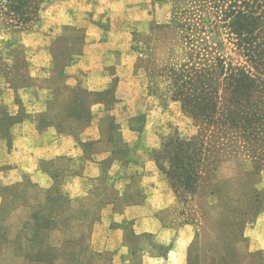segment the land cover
Wrapping results in <instances>:
<instances>
[{"label":"rangeland","instance_id":"rangeland-1","mask_svg":"<svg viewBox=\"0 0 264 264\" xmlns=\"http://www.w3.org/2000/svg\"><path fill=\"white\" fill-rule=\"evenodd\" d=\"M239 13L264 16V0H39L38 13H30L32 20L21 25L0 5V149L10 153L37 98L47 103L32 118L38 129L55 126L79 138L93 104L105 102L104 140L88 147H111L128 121L123 101L114 97L117 66L104 71L114 89L95 95L81 84L85 74L68 72L82 61L90 27L98 23L103 31L97 38L105 43L111 37L120 46L104 48V56L112 53L115 61L127 63L132 76L129 87L136 90V127L144 147L138 160L159 158V170L160 165L168 168L170 158L159 154L167 141H186L198 133L173 99L174 73L190 59L202 66L216 57L257 73L235 47L229 29ZM111 25L115 35L109 34ZM256 148L264 152V139ZM227 150L212 149L195 190L181 188L161 171L175 204L160 216L172 240L182 234L185 244L189 241L187 264H264V249L251 246L254 224L264 215V156L255 158L244 146ZM117 154L125 161L130 156L128 151ZM79 172L56 173L55 184L43 190L33 176H18L16 165L0 164V264H153L155 257L172 264L175 244L164 246L159 235L143 232L138 222L145 194L126 198L116 187L88 185L71 192L68 185ZM131 207L137 208L127 213Z\"/></svg>","mask_w":264,"mask_h":264},{"label":"crops","instance_id":"crops-1","mask_svg":"<svg viewBox=\"0 0 264 264\" xmlns=\"http://www.w3.org/2000/svg\"><path fill=\"white\" fill-rule=\"evenodd\" d=\"M111 15L114 16L108 13L107 17H112ZM99 26L96 23L90 27L91 36L85 53L80 58L82 61L69 68L68 72L85 74L81 84L89 89V94L95 95L108 92L110 88L114 89L112 79L104 71L106 66H117L120 80L114 97L123 101L128 121L115 133L111 147L97 148L93 151L88 147L90 144L100 145L104 140L105 127L101 118L107 111L105 102L93 104L91 120L79 138L62 134L55 126L44 130L38 129L32 118L35 114L43 112L47 103L42 98L41 100L37 98L32 102L33 108L29 111L28 119L26 118L27 120L19 126L18 133L15 134L10 153H7L5 147L0 149V164L16 165L18 176H33L38 188L43 190H48L55 184L56 173L70 170L79 172L81 169V173L79 172L68 185L71 192L85 191V186L88 185L91 188L116 187L120 195L126 198H136L145 194V202L138 208L140 215L137 217L144 228L143 232L159 235L158 238L164 246L173 242L175 246L169 254L172 264H187L189 241L185 244V235L182 234L176 237V240H172V235L168 232L170 230L164 228L165 224L160 216V212L175 204L174 192L153 159L148 158L144 163H140L137 157L144 147L141 145V131L136 127L139 122L136 119L139 115L138 104L135 88L131 85L129 87L132 76L129 75L128 65L124 61L122 63L115 61V55L112 53L104 56L102 52L104 48L115 51L119 50L120 46L116 44L119 41H114L113 38L110 39L111 37H108L109 41L102 43L97 38L103 31ZM107 28L110 35L116 34L114 26ZM86 150L90 152L89 155H86ZM119 151L130 153L128 161L118 156ZM87 156L89 158H86ZM48 164L50 168L46 167ZM136 208H128L127 213ZM126 214L122 215L123 217H116L115 221L120 222L126 218ZM251 246L252 250L264 249V215L259 216L254 224ZM150 261L153 264H163L166 260L155 257L150 258Z\"/></svg>","mask_w":264,"mask_h":264},{"label":"trees","instance_id":"trees-1","mask_svg":"<svg viewBox=\"0 0 264 264\" xmlns=\"http://www.w3.org/2000/svg\"><path fill=\"white\" fill-rule=\"evenodd\" d=\"M38 1L0 0L1 11L18 25L27 24L32 20L30 13H38ZM229 29L235 47L257 73L228 66L216 57L202 66L190 59L173 75V99L181 103L198 133L186 141L168 140L159 154L170 158L169 167L160 165V169L184 189L200 188L206 173L204 164L212 149L225 153L227 148L244 146L255 158L264 156L256 148L264 139V16L239 13ZM240 143L243 145L238 146ZM156 162L160 164L159 158Z\"/></svg>","mask_w":264,"mask_h":264}]
</instances>
